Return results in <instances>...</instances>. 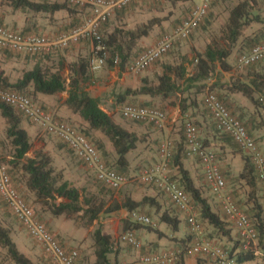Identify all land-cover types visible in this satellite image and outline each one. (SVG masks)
Here are the masks:
<instances>
[{
	"label": "trees",
	"instance_id": "1",
	"mask_svg": "<svg viewBox=\"0 0 264 264\" xmlns=\"http://www.w3.org/2000/svg\"><path fill=\"white\" fill-rule=\"evenodd\" d=\"M4 2L12 12H20L24 15L32 14L33 16H42L48 19L50 24L56 22L57 15L64 16L69 19V25L64 33L75 29L82 22L81 15L79 14H81L83 6L71 5L67 2H46L40 0H4ZM134 2L138 1H133L131 3ZM127 6L115 9L114 12L119 15V10ZM263 9L264 0H239L228 12L227 20L220 30L221 33L218 39H213L207 43L204 50L197 53L193 61H188L184 57L177 64H162V72L156 75L154 82H151L147 78H143L139 86L134 89L127 88L122 95H119L117 97L118 102L122 103L128 97L147 96L149 100L144 102L145 105L139 106L154 107L150 105V101L155 98H160V100H169L173 98L176 103L172 102L171 105L178 106L182 126L185 119H189L193 122L198 130L201 143L203 146L212 149L218 160L220 152L215 147L211 146L205 136L201 134L204 116L196 112H198L199 107H204L203 97H201V101H199L198 97L204 95L207 85H200L199 82L215 78L216 82L213 84L216 86V89L218 88L217 92L219 93V98L228 110L242 123L244 122L242 120L245 115L242 111L239 113L240 115H236L233 112L234 108L231 102L226 98L229 94H239L244 97L256 112L264 107V67L258 70L259 67L255 66L258 63L246 67L247 70L249 69L245 76L246 80H242L238 76H231L227 82L221 83L218 81L220 73L232 70L233 65L229 62V58L233 52H238L239 55H242L253 47L264 43V31L259 33L258 29L253 27L254 25L264 27V15L260 13ZM209 10L210 4L208 5L202 22L207 17ZM108 20L102 23L98 29L102 34L103 45L105 47V53L107 54L106 66L109 69L117 67L120 71H125L127 66L144 51L136 54L133 52V48L136 46L137 42L141 38L147 37L152 28L160 25L162 21L160 18H153L130 29L124 28V25L119 23V25H114L112 29H108ZM0 26L4 25L0 24ZM21 33L23 35L34 34L30 32ZM192 34L190 36H192ZM260 35L263 37H260ZM84 42L86 43V48H88L90 43L88 40L80 41L77 44H83ZM176 45H178V43L175 44L168 53L173 51ZM0 51L14 53L1 49ZM53 54L54 53L38 55V57H46L47 60H51ZM25 56L33 57L30 55ZM115 59H117V63L114 62ZM88 61L89 57L78 51L76 58L68 64L66 77L62 75L64 66L63 59L60 58L56 66H50L46 62L37 61L31 69L23 70L16 80H12L7 70L0 63V89L16 91L30 98L33 97V99L39 95L57 96L66 92L67 98L64 101V105L68 108L70 113L76 115L83 124V129L77 128L79 133L94 145L100 155V150L104 149V144L98 140L93 141L91 132H99L105 136L116 154V159L113 163L115 168L109 166L101 155L103 162L117 173L125 175L129 168L128 154L134 152L138 145L143 146L144 149L148 143L149 136L147 138V134L138 135L115 122L110 115L101 109L98 99L90 96L84 87L91 78L88 69ZM184 63L188 64L189 69ZM210 87L213 90V87ZM207 113L212 120L210 113L208 111ZM198 116L202 118V120H198ZM0 117L5 123L3 131L4 138L1 144L9 150L8 156H4L3 161L8 166L11 185L18 191L26 203L28 202L25 200V197L16 188V185L19 183L31 194L33 203L38 204L42 210L48 211L55 217L64 215L69 219L78 218L82 220L81 226L83 228L91 227L95 221L99 220L101 215L124 208L131 213V215L132 213H139L148 216L155 223L154 227L143 226L148 230L157 232L158 229L156 228V224H164L173 231L178 230L179 222H181L179 217L170 207L163 208L154 197L145 196L139 201H133L127 198L121 205L115 201L111 206L105 208L106 202L101 197H98L97 194L82 195L78 187H76L66 173H64L63 168L56 167L51 155L43 150H38L34 151L32 156H28L32 150V140L29 133L23 127L24 119L26 118L17 112L15 108L1 101ZM206 120H208V118H206ZM255 121L256 119H253L251 116L247 123H243L247 133L251 137H253L251 131ZM260 122L261 121H258L257 124L262 128V131H264V122ZM212 123L215 130L214 132L220 133L215 128L213 120ZM220 134L226 135L228 140L235 144L229 135L225 133ZM262 135L264 136V134ZM253 139L258 144L254 137ZM261 141L264 143V137L261 138ZM61 143L64 144L63 142ZM235 146L240 150L236 144ZM65 147L69 149L66 145ZM171 149L172 156L169 162L171 177L177 182L179 187H182L190 196L192 204L196 209L201 228L203 226L207 229L203 238L221 247L227 256L235 261V264H248L257 261L259 258L253 251H246L243 249L237 230L223 209V213H221L215 211L211 207L208 199L202 195L199 186L195 184L189 171L185 169L182 162L184 156H186L184 131L182 140L176 146H172ZM243 161L242 169L235 176H232L235 178V182L237 180L238 184L246 188V198L244 199L246 207H244V209L240 203L235 201L236 192L234 191L232 194L230 192L231 190H229L228 184L232 182L229 178L232 176L229 174L226 177V173L224 174L220 167L219 169L225 181L226 194L233 201L237 209L244 213L253 224L258 233V249H260L264 255V205L260 200V184L257 180L255 167L250 158L245 155ZM80 163L82 162L80 161ZM84 166L87 167L86 165ZM87 170L90 172V176L93 177L92 179L94 183H96L95 186H98L97 190L99 193L104 188L109 191H115L101 183L92 169L87 167ZM172 171L174 174L171 173ZM160 192L163 193L162 191ZM0 199L7 207L1 197ZM8 210L23 230L26 231L25 227L18 221L12 211L9 208ZM41 222L54 240L62 248L68 250L50 228H48L43 221ZM139 226L142 225L124 221L123 234ZM12 232V228L5 226L0 221V248L5 251V255L1 261L3 263L5 261V264H36L20 250L12 237ZM26 233L28 237H30L27 231ZM123 234H121V236ZM121 236L120 241L131 246L126 241H123ZM91 239L92 244L90 247L92 252L90 255L92 256V260L90 258L91 256L88 257L81 252L79 253V257L77 254L74 264H119L117 261L114 263L112 262V256L114 255L116 258L118 244L101 224L95 226L91 234ZM32 240L37 243L34 239ZM193 241L194 236L192 235H186L178 240L176 248L173 249L179 250L181 254L179 259L173 264H184L183 256L189 255L188 250ZM132 248L134 249V247ZM44 254L47 259H49L48 263L45 264H54L51 256L45 252ZM144 255H151V253H144ZM195 256L198 257L196 264H208L209 260L207 258L200 255Z\"/></svg>",
	"mask_w": 264,
	"mask_h": 264
},
{
	"label": "built area",
	"instance_id": "2",
	"mask_svg": "<svg viewBox=\"0 0 264 264\" xmlns=\"http://www.w3.org/2000/svg\"><path fill=\"white\" fill-rule=\"evenodd\" d=\"M46 2H67L71 5L89 6L88 16L75 29L59 35L25 34L13 29L0 26V49L21 55L38 56L55 53L76 45L80 41L88 40L91 44V54L88 61L90 74L100 72L106 64L107 54L103 45L102 34L98 31L100 25L106 22L115 9L129 5L133 1L148 2L158 5L170 0H40ZM180 1V0H177ZM210 0H202L195 6L172 31L164 33L152 46L146 48L126 70L140 74L162 59L175 44L187 40L202 22L208 9ZM264 60V43L253 47L246 53L239 55L235 68L241 70ZM117 63V59L114 61ZM0 101L15 108L24 118L36 125L42 134L63 142L84 165L95 172L97 179L108 187L119 190L126 185L130 177L117 173L105 165L101 155L87 138L81 135L78 129L43 107L32 98L8 89H0ZM204 108L210 113L215 128L220 133L231 137L240 150L247 155L255 167L257 180L260 184V200L264 205V155L257 143L248 133L243 123L232 114L221 99L212 91L207 90L203 97ZM121 115L132 122H146L161 124L165 114L155 107L124 104L121 106ZM186 155L195 157L203 167L205 183L212 195L221 203L222 209L235 226L241 239L242 247L246 251H253L259 260L256 264H264V255L258 249V233L248 217L240 212L225 192V181L220 172L215 152L203 146L199 139L198 130L193 122L185 119L183 124ZM172 144L169 141L159 146L157 160L146 165L139 171L137 179L162 191L179 211L185 213L186 222L190 228L194 241L188 254L200 255L209 260L208 264H235L218 245L206 240L202 236L201 226L193 210L190 196L179 187L170 174V160ZM4 156L0 149V197L12 211L18 221L25 227L32 239L41 249L51 256L54 264H74L77 251L65 250L52 237L44 224L38 219L35 211L26 203L18 191L11 185L8 166L3 161ZM132 222L142 226H155V223L146 215L132 213ZM121 239L129 243L134 249H141V243L135 235L127 231ZM181 252L174 249L161 250L156 254L141 255L132 263L122 264H173Z\"/></svg>",
	"mask_w": 264,
	"mask_h": 264
},
{
	"label": "crops",
	"instance_id": "3",
	"mask_svg": "<svg viewBox=\"0 0 264 264\" xmlns=\"http://www.w3.org/2000/svg\"><path fill=\"white\" fill-rule=\"evenodd\" d=\"M200 3H197L195 0H187L185 2H175V8L174 9H169V13L165 17H161V12H154L150 11L148 8L151 5L150 3L146 2H134L128 5L126 8L119 10V23H122L124 28H134L136 26H139L150 19L153 18H160L162 21L160 22V25L157 27H153L151 32L147 37L141 38L136 46L133 48V52L140 53L141 51L145 50L146 48L152 46L164 33L170 32L173 28L177 27L182 19L189 13L191 9H193L195 6L199 5ZM153 5V4H152ZM8 10V11H6ZM0 9V24H3L4 26L9 27L10 29H13L18 32H24V33H47L48 30L53 29L54 27L50 25V23L47 21L45 17L34 15L36 18L33 20L30 19H25L21 18L20 15L19 17L17 14L19 12H12L10 9ZM10 10V11H9ZM171 12V13H170ZM116 13V12H115ZM114 13V14H115ZM91 10L89 6H84L81 9V20L84 21L88 16H90ZM168 17V18H167ZM35 20V22H34ZM38 20V21H37ZM69 20V19H68ZM40 21H43L40 23ZM37 24V25H36ZM39 24V25H38ZM80 44L73 45L75 48H80ZM85 45V44H84ZM89 46L91 47V44L89 43ZM82 48V47H81ZM175 50V48L173 49ZM171 51L168 53L166 56H164L160 62L159 65H152L149 67L147 70L144 71V74H149L151 70H155L156 75L160 74L162 72V64L166 63H171V64H177L179 61L178 59V52ZM172 53V54H171ZM77 54V53H76ZM235 52L232 53V55L229 58V62L233 65V68L229 72H222V74L229 73L228 78L223 82L229 81L231 76H236L234 74L235 71L237 70L234 66V63H232V56H234ZM176 56V57H175ZM23 57V56H22ZM29 57V56H27ZM30 59V58H29ZM6 61V59H5ZM10 66H21V68H25L24 70L31 69L37 62L35 61H27L23 59L16 60L14 61H7ZM186 66V63H184ZM119 72H124L120 71ZM99 73V72H98ZM95 73V74H98ZM128 75L127 73H122V77L116 78V77H103V76H98L95 75L93 78L91 76L90 80L85 84V89L86 91L90 94V96L98 99L99 105L101 109L106 112L108 115H113L114 112L117 110L118 104L119 106L122 105L125 101L133 100V99H139L142 101H148L149 97L147 96H137V97H128L126 100L122 103L118 102L117 97L112 93L113 86L115 84H118L119 87H122L124 89L131 88L134 89L137 86L141 84V75L144 77L143 72L140 74H135L137 76H126ZM140 75V76H138ZM130 77V79L128 78ZM147 78V77H146ZM242 80H246V77H240ZM150 80V79H148ZM207 81H210V86L213 87V89H216V86L213 84L216 82L215 78L213 79H208ZM127 87V88H126ZM121 91V90H120ZM65 95H63V107L65 108V111L69 112L71 120H75L77 122H82L76 115L70 113L68 108L64 105V101L67 98L66 92H63ZM62 95V93L60 94ZM122 95V94H121ZM41 98L45 95H39ZM47 97V96H46ZM52 97V96H49ZM228 101L231 102V104L240 110V106L238 103H234L232 100H240L241 102H246L244 97L240 96L239 94H232L228 95L226 97ZM151 99V98H150ZM239 101V102H240ZM244 106V104H243ZM174 112L173 115L170 116V121H166L164 127H163V133L167 135H171L173 127L175 122L180 118V112L178 109V106H174ZM59 110V109H58ZM255 118L257 117V114H254L253 112L251 113ZM67 115V116H68ZM59 116H64V114H59ZM114 119V118H113ZM198 120H202L198 116ZM211 123V124H210ZM121 126L124 128L128 129L129 131L135 132L138 135L140 134H150L147 129V123H137V124H122L119 122ZM202 127H201V134L202 136H205L206 140H208L209 144L213 147H215L219 152H220V157L218 158V165L221 169V171L225 174L226 177L227 175L230 174V176L238 173L243 166V158L245 157V154L240 151L233 142L228 140L226 135L216 133L214 132V126L212 123V120L209 118V121L206 120V117L203 118L202 122ZM262 125V124H261ZM23 127L26 129V131L29 133V125H23ZM258 127V126H257ZM34 128V127H33ZM257 129L251 131L252 134L255 133ZM259 131L260 133L262 132V128L259 126ZM93 132V131H92ZM91 132V133H92ZM96 133V135L99 132H93ZM101 134V133H99ZM98 134V135H99ZM149 135H146L147 138ZM215 135V136H214ZM101 138V135H99ZM108 140V139H107ZM149 140V139H148ZM101 142L105 146L106 139H102ZM45 145L44 143H42ZM107 147L105 146V149ZM102 151V150H101ZM109 156H111V159L115 161L116 159V154L111 147V145L108 146L107 148ZM137 152V153H135ZM135 153V155L133 154ZM147 151L143 149V146L141 147L138 145L137 149L129 153L127 158L129 162V168L127 169V173L131 172L135 166L141 165V163L144 161V159L148 158L147 157ZM102 155V154H101ZM29 156V154H28ZM62 158V164L66 168L64 173L67 174V172L76 175L77 180H84L87 185L89 184V181L93 178L90 176L89 172H87V167H84L87 171L86 173H80L78 169L74 167L72 163L68 161V159L61 157ZM157 160V153L154 155V160H152L150 163H153ZM183 165L185 169H187L194 180L195 184L199 186L202 195L205 196L211 207L217 211L221 212L222 211V206L218 198L210 193L208 190V187L205 183V178H204V173H203V167L200 164L199 160L195 157L192 156H184L183 160ZM61 164V165H62ZM141 168V167H140ZM229 177V176H228ZM73 184L75 182H72ZM93 184V185H92ZM92 187L95 188L96 186L94 181H92ZM22 187V186H21ZM89 188L91 186L88 185ZM23 190L27 192L29 196L31 194L28 193L25 187H23ZM97 194V193H96ZM154 197L156 198L159 203L162 205V207H170L173 212L179 217L181 222H179V228L176 231L170 230L167 226L164 224H156V228L158 229L157 232L148 230L147 228L143 226H139L137 228H132L129 230L132 232L137 240L141 243V249L136 250L133 249L131 246L127 245L126 243H123L120 241V236L123 234V225L124 221H129L132 222L131 219V213H129L126 209L120 208L119 210L108 213L104 215V218H99V220L95 221L94 224L91 227H94V225L101 224L103 228L114 238L117 236L119 233V245H118V251L116 258L114 255L112 256V262H119V264L123 262H130L132 263L135 259L140 257L141 255H144V253H158L163 249H173L176 248V245L178 244V240L183 238L186 235H192L190 228L186 222V215L185 213L179 211L172 203L170 200L166 197L165 194L161 193L158 189L155 187H150L145 189L143 193L135 192V190L132 189L131 186H123V189L120 190L119 193V204L121 205L127 198L133 200V201H139L143 197ZM106 208V206H105ZM61 216H52L49 215L46 217V222H49L48 228L54 233V235L58 236L60 242H62L63 246L65 248H68L67 246L73 245L78 240L77 237L79 236H84V229L81 227H74L71 225L72 229L68 228V224H66V229L69 231V236L72 239H69L66 235V233L62 232V230L59 228L60 223L58 220H60ZM65 228V227H64ZM205 234V233H204ZM193 236V235H192ZM12 237L16 241L18 247L20 250L28 257L32 259L36 264H44L42 261H38L36 257H33L34 251L32 249V245L29 246L26 243V240H24V237L22 235V232H12ZM69 239V241H68ZM115 239V238H114ZM36 244V243H35ZM259 258V257H258ZM259 260V259H258ZM257 260V261H258ZM198 261V257L195 255H188V256H183V262L184 264H196ZM257 261L250 262L248 264H256Z\"/></svg>",
	"mask_w": 264,
	"mask_h": 264
},
{
	"label": "rangeland",
	"instance_id": "4",
	"mask_svg": "<svg viewBox=\"0 0 264 264\" xmlns=\"http://www.w3.org/2000/svg\"><path fill=\"white\" fill-rule=\"evenodd\" d=\"M185 1H187V0H180V1L170 0V1L162 2L158 5H152L151 4L148 9L150 11L152 10L154 12L155 11L161 12V17H165L167 15V13H169L170 8L171 9L175 8V2H185ZM195 1L197 3H201L202 0H195ZM238 1L239 0H210V2H209L210 10H209L207 17L202 22V24L193 32L192 36H190L187 40L178 43V45H176V47H175V50H173L172 53L178 52L177 61H179L180 59H183L184 57L188 61H193V59L196 57L197 53L202 52L204 50V47L206 46L207 43H209L213 39H218V37L221 33L220 30L227 20L228 12ZM60 2H63V1H60ZM0 9L1 10L7 9V6L4 2V0H0ZM6 11H8V10H6ZM114 13L110 16V18L108 20V25H109L108 29H112L114 25H119V15H118V13H115V14ZM260 13L262 15H264V9L261 10ZM19 15L21 18H25L26 20L27 19L33 20L36 17H39V16L35 17L32 14L24 15L23 13H20V12H19V14H17V16L19 17ZM56 17H57L56 22L50 24L51 26L54 27L53 29L48 30L47 33H37V34L51 36V35H59L60 33H64V31H66V28L69 25L68 24L69 20L62 15H57ZM47 21H48V19H47ZM34 22H35V20H34ZM41 22H43V21H40V23ZM253 27L255 29H258L259 33L264 31L263 26L254 25ZM7 28H9V27H7ZM260 37H263V36L260 35ZM81 47L77 49V48H75V46L72 45L67 49H59L53 54V57L51 58V60H47L46 57H38V56L37 57H35V56L27 57L25 55L9 53V52L7 53L5 51H0V63L7 70V72L11 76L12 80H16L21 75V72L25 68H21V66H13L12 67L8 64L7 61H14V59H16V60L23 59V60L35 61V62L43 61V63L46 62L50 66L51 65L56 66L58 63V60L61 58V59H63V63H64L62 75H63V77H66L67 76V70H68V64L76 58V56H77L76 53H78V51L81 52L83 55L86 54L89 57L90 52H91L90 46L88 45V48H86V43L84 42L81 45ZM238 55H239V53L235 52L234 56H232V58H233L232 63H234V66H235V62H236ZM5 59H6V61H5ZM161 60L158 61L154 66L159 65ZM186 65L189 69L188 64H186ZM255 66L259 67L258 70L262 69V67H264V60L259 62ZM248 71H249V69L247 70V68H243L241 70H236L235 71L236 74H234V75L238 76L239 78L245 77L246 74L248 73ZM122 73H127L128 75H126V76H130V77L131 76L132 77L137 76L134 73H131L130 71H127V70H125ZM122 73L119 72V69L117 67L113 68V69H109L105 64L103 69L98 74H91V76H92V78L95 75L103 76V77H110V78L111 77L120 78V77H122ZM156 73L157 72H155V70H151L149 74H144V72H143L144 77H142V75H141L140 80L147 77V79H150L151 82H154L156 79ZM228 75H229V73H225V74L220 73L218 76V81H220L222 83V81H225L228 78ZM138 76H140V75H138ZM130 77H128V78L130 79ZM199 83H200V85H202V84L207 85V87H205V92L207 90L211 89L210 84H209L210 81L203 80V81H200ZM217 89H215V90L211 89L210 91L214 92L219 97V93L217 92ZM125 90L126 89L119 87L118 84H115L113 86L112 93L115 95V97H118L119 95L123 94ZM205 92H204V94H205ZM63 95H65V94L62 93V95L59 94L57 96H52V97L43 96L42 98H41V96H38V97L36 96V98L33 99V97H32V99L38 105L43 107L45 110L53 113L56 118L62 119L66 122H69L70 124H72L73 126H75L78 129H83L82 122H77L75 120H71L72 118H70V116L68 115L69 112L65 111V108L63 107V103H62ZM201 97H204V95L203 96L200 95L198 97L199 101H201ZM232 101H234V103L235 102L238 103L240 106V110H238L237 108H235L232 105V107L234 108L233 112L236 115H240L239 113H241V111H242V113H244L245 116H244V119L242 120V121H244L243 123H247L251 116L253 119H256L255 123H253V125H252L253 131L255 130V128L257 129V131H255V133L253 134V137L257 140V142H258L257 145H258V147H260V151L264 155V143H263V141H261V138L264 137L262 135V134H264V131H262L260 133L259 126L257 124L258 121H261L260 123L264 122V107L256 112V110L254 108H252V106L246 100H245L246 102H241L240 100H239L240 101L239 102L238 100H235V99ZM144 102L145 101H142L139 99H136V100L133 99V100L125 101L122 105H124V104L145 105ZM172 102L176 103V101H174L173 98L169 99V100H160V98H155V99L150 101L151 106H154L155 108H158L164 112L165 119L159 125H157L155 123H147L146 127H147L148 131H150L149 133L152 135L147 134V135H149V140H148V143L146 144L144 150L147 151L146 155L148 158L144 159V161L141 163L140 167H144L146 165L152 164L150 162L152 160H154V155L156 153L158 154L159 146L163 142L169 141L172 144V146H176L182 140L183 126H182V121L180 118L175 122L172 133L170 136L163 133V127H164L166 121H170V119H171L170 116L173 115V112H174L175 107L171 105ZM243 104H244V106H243ZM122 105L119 106V104H118L117 110L114 112L113 115H111V117L114 118L113 120L117 123L120 122L122 124H127V125L137 124L136 122H132V121H129V120L122 118L121 111H120ZM179 112H180V110H179ZM252 112L254 114H257L256 118L251 114ZM196 113H198L201 116L208 118V121H209V114L207 113V111L205 110V108L203 106L199 107V110ZM59 114H64V116H59ZM24 123H25V125H29V135H30L31 140H32V150L29 153V156H32V153L34 151L43 150L44 152L48 153L49 155H51L53 157L55 165L57 168L64 167L62 162H61L62 161L61 157H64V158L68 159V161L70 163H72L74 165V167L80 171V173H82V174L86 173L87 170L84 168L85 166L82 163H80V161L74 156V154L69 149H67L65 147V145L62 144L58 139H55L54 137L46 135V134H42V132L39 130V128L36 125L32 124L27 119H24ZM143 123H146V122H142V124ZM4 127H5L4 120L0 117V149L2 151L3 156H8L9 150L3 144H1V141L4 138V134H3ZM91 134H92V138H93L92 140L93 141L94 140L101 141L103 138L106 139L105 146L108 148L110 143L108 142V140L105 136L98 133L99 135H101V138H100L98 134L96 135V133L92 132ZM42 143H44L45 145H43ZM105 146H104V149L102 151L100 150V152H101L102 156L104 157L105 161L107 162V164L109 166L115 168L113 165L114 161L111 159V156H109L107 148L105 149ZM135 153H137V152H135ZM135 153H133V154L135 155ZM140 167L135 166L131 172L125 174L127 177H130V180L126 184V186H131L132 189L135 190V192L143 193L145 191V189L150 188V187L154 188V186L145 185L137 179V175H138L139 171L141 170ZM65 170H66V168H63V171H65ZM87 172H89V171H87ZM171 173L174 174L173 171ZM236 174H234L233 176H235ZM66 175L70 178V180L72 182H75L74 185L76 187H78V189L80 190L82 195H89V194L96 195V193H97L98 197H101L106 202V205H105L106 208L111 206V204L115 201L117 203H119V193H120V190L123 189V186L119 190H115V191H109L108 189L104 188L99 193L97 190L98 186H96L95 188L92 187L93 179H91L89 181L88 185L91 186V188H89L87 183L84 182V180H77L76 175L71 174L69 172H67ZM233 176L229 178L230 181H232V182H231V184H228V187H229V190H231L230 192L232 194L234 191L236 192L235 201L240 203L244 209V207H246V205L244 204V199L246 198L245 197L246 188H244V186H241L240 184H238L237 180L235 182V180H234L235 178ZM95 185H96V183H95ZM23 187L24 186L21 183L16 185V188L25 197V200L30 204V206L35 211L36 216L41 221H43L47 226H49V222L48 223L46 222V217L51 215V214L48 211L42 210L38 204L33 203L32 197L29 196L27 194V192H25L23 190ZM124 187H125V185H124ZM192 206H193L194 212L196 213V218L198 220L196 209H195L193 204H192ZM101 218H104V215H101ZM0 221L5 226L12 228L13 232H18V231L22 232V235L24 237V240H26L27 245H29V246L32 245V249L34 251L33 257H36V259H38V261H40V262L42 261L44 264L48 263L49 259H47L46 255L44 254L41 247L37 243L35 244V242L30 237H28L26 231L23 230V228L20 226V224L15 220V218L12 216V214L10 213L8 208L4 205V203L1 201V199H0ZM58 222L60 223L59 228L62 230L63 233L64 232L66 233V235L69 239H72V238H70L71 236L69 235V231L66 229V226H65L66 224H68L69 229H72L71 225H73L74 227L83 228L81 226L82 220H80L78 218L69 219L63 215L60 217V220H58ZM198 222H199V220H198ZM94 228H95V225H94V227L83 228L85 231L84 236L77 237L78 238V240H76L77 243L70 245V246H67L68 247L67 249L68 250L74 249L75 251H77L78 257H79V253H81V252H83L88 257L91 256L90 255L92 252L91 247H90V245L92 244L91 234H92ZM201 231H202V236L204 237V233H206L207 229L202 226ZM114 238H115L117 244L119 245V233ZM69 239H68V241H69ZM259 251H261V250L259 249ZM4 255H5V251L0 248V264L6 263L5 261H4V263L1 261V260H3ZM90 258L92 260V256Z\"/></svg>",
	"mask_w": 264,
	"mask_h": 264
},
{
	"label": "clouds",
	"instance_id": "5",
	"mask_svg": "<svg viewBox=\"0 0 264 264\" xmlns=\"http://www.w3.org/2000/svg\"><path fill=\"white\" fill-rule=\"evenodd\" d=\"M76 157V156H75Z\"/></svg>",
	"mask_w": 264,
	"mask_h": 264
}]
</instances>
